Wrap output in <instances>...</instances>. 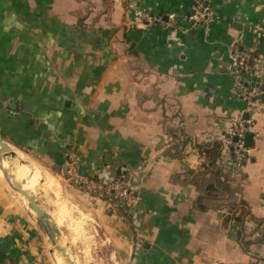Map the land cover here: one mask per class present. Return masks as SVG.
<instances>
[{
  "label": "crops",
  "instance_id": "1",
  "mask_svg": "<svg viewBox=\"0 0 264 264\" xmlns=\"http://www.w3.org/2000/svg\"><path fill=\"white\" fill-rule=\"evenodd\" d=\"M194 1L0 0V135L61 179L114 264H264V94L246 112L230 57L253 55L264 88V0H199L205 24L188 19ZM241 112L252 143L235 163L224 137ZM71 167L83 178L127 170L134 210L78 191ZM3 180L0 264H45L46 235Z\"/></svg>",
  "mask_w": 264,
  "mask_h": 264
},
{
  "label": "built area",
  "instance_id": "2",
  "mask_svg": "<svg viewBox=\"0 0 264 264\" xmlns=\"http://www.w3.org/2000/svg\"><path fill=\"white\" fill-rule=\"evenodd\" d=\"M188 19L196 24H205L212 20V14L201 1L196 0L192 5ZM137 20L145 25L158 24L170 29L177 28V23L172 15L164 20L146 12H139ZM230 57L234 74L235 96L244 103L246 112L252 113L257 97L264 94V88L260 87L261 83L258 81L262 71L256 67L253 55L247 51L233 49ZM230 123L224 143L229 148L232 160L235 163H240L247 157L248 147L245 144V134L253 130V125L250 119H244L243 112L233 117ZM67 180L78 191L94 198L110 201L114 206L122 207L129 212L134 210L138 202L130 185V174L125 169L119 170L112 177L99 172L94 177L83 178L75 167H71Z\"/></svg>",
  "mask_w": 264,
  "mask_h": 264
},
{
  "label": "water",
  "instance_id": "3",
  "mask_svg": "<svg viewBox=\"0 0 264 264\" xmlns=\"http://www.w3.org/2000/svg\"><path fill=\"white\" fill-rule=\"evenodd\" d=\"M246 118V115H245ZM252 134L247 132L245 134L246 146L251 145ZM12 146L0 135V164L2 166L3 178L6 181L8 187L17 194L27 207L32 211L34 218L42 228L49 243L53 246L54 251L58 252V256L63 260L64 264H77L76 258L73 253L66 247L60 230L56 226L54 220L46 212L43 205L39 204L36 196L30 195L28 191L23 189V180L16 179L14 173V167L18 166L12 151ZM7 163V167H4V163Z\"/></svg>",
  "mask_w": 264,
  "mask_h": 264
},
{
  "label": "bare ground",
  "instance_id": "4",
  "mask_svg": "<svg viewBox=\"0 0 264 264\" xmlns=\"http://www.w3.org/2000/svg\"><path fill=\"white\" fill-rule=\"evenodd\" d=\"M11 151H12V154L15 160L19 164L18 166L14 167L15 171L13 174L16 176V179L18 178L19 180L24 181L23 189L28 191L30 195L37 196L35 192V188L37 187V189L38 188L40 189L41 193L47 192V194H49L54 199L58 209L53 208V210H51V216L54 217V219L56 220L58 225L61 226V228L66 226V224L68 223L67 221L68 219H71L73 223H77L79 221L78 223L81 224L80 223L81 220L77 216L74 215V212L68 207V205L62 198L57 182L45 171L43 170L39 171L38 168L37 169L34 168L36 167L35 165H29L30 164V162L28 163L29 160L27 161V159L24 158V155L21 154L16 149H14V147L11 148ZM4 167L5 168L7 167L6 162L4 163ZM2 169L3 168L0 164V177L3 179ZM30 212L32 213L31 210ZM66 234H67V231H66ZM55 253L57 254L58 252L56 251ZM56 258H58L57 260L58 264H64L63 260L59 258V256Z\"/></svg>",
  "mask_w": 264,
  "mask_h": 264
},
{
  "label": "rangeland",
  "instance_id": "5",
  "mask_svg": "<svg viewBox=\"0 0 264 264\" xmlns=\"http://www.w3.org/2000/svg\"><path fill=\"white\" fill-rule=\"evenodd\" d=\"M54 178H55L56 182L62 186L61 179H59L57 177H54ZM38 191H39V189H37V187H36L35 192H36L37 196H39ZM44 193H47V192H44ZM67 221H68V223L66 224V226H64L65 228L62 227V231L66 235V238H67L72 250H77L78 245L79 244L82 245V249H83V251L81 252L82 264L83 263L84 264H114L113 263L114 259L113 258L109 259L108 257H106V254H105L106 252H104L103 246H101V243L99 244V241H98L99 232H95L96 233L95 234L93 230H90V228H92V227L87 228L86 224H84L85 225L84 227H81V224L78 223L79 221L77 223H73L71 219H68ZM76 225H77V227H76ZM66 231H67L68 236L66 234ZM100 236H102V235H100ZM95 237H96V239H95ZM82 238L84 241H82ZM43 248L45 250V255H44L45 259H46L45 264H58V262H57L58 258H56V257H58V255L55 253L53 246L46 239V236H45ZM107 250H108V248H107ZM78 252H80V251H78Z\"/></svg>",
  "mask_w": 264,
  "mask_h": 264
}]
</instances>
